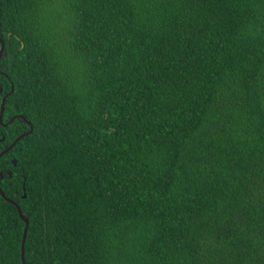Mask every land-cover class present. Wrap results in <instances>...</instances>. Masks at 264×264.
Listing matches in <instances>:
<instances>
[{
	"label": "trees",
	"instance_id": "16d2710c",
	"mask_svg": "<svg viewBox=\"0 0 264 264\" xmlns=\"http://www.w3.org/2000/svg\"><path fill=\"white\" fill-rule=\"evenodd\" d=\"M0 39L25 264H264V0H0ZM23 228L0 195V264Z\"/></svg>",
	"mask_w": 264,
	"mask_h": 264
},
{
	"label": "water",
	"instance_id": "95a60500",
	"mask_svg": "<svg viewBox=\"0 0 264 264\" xmlns=\"http://www.w3.org/2000/svg\"><path fill=\"white\" fill-rule=\"evenodd\" d=\"M3 49H4V41L2 39H0V58L3 57ZM13 89V86L11 85V89L8 93H10ZM0 91H1V88H0ZM5 94L2 99H1V103H0V122L1 124L4 126L8 123H11V121L15 118V117H18V118H21L23 120H25V122L29 125V131L28 132H25V133H22L20 134L19 136H17L9 145L8 147H6L5 149H3L1 152H0V156L4 153H6L10 148H12L15 144V142L17 140H19L21 137H23L26 133H30L32 131V125L31 123L25 119V117L23 115H14L12 116L7 122H3L2 121V114H3V105H4V100H5V97L6 95ZM12 163L15 165L16 164V161L15 159H12ZM8 176H11V173L8 172ZM2 179V174H0V180ZM0 195L3 196L5 198V200L11 202L12 204H14V206L16 207L17 209V213L19 215V217L23 220L24 222V228H23V236H22V241H21V260H22V264H25V261H24V243H25V237H26V231H27V228H28V224H29V221H28V218H27V215L28 213L26 214H23L22 211H21V208L18 206V204L13 201V200H10L8 199L7 197L4 196L3 194V191L1 190L0 188ZM24 196V195H23Z\"/></svg>",
	"mask_w": 264,
	"mask_h": 264
}]
</instances>
